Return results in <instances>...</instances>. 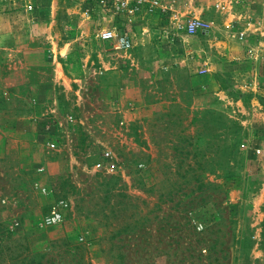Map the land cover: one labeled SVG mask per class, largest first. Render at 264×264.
<instances>
[{"label":"rangeland","instance_id":"374dc122","mask_svg":"<svg viewBox=\"0 0 264 264\" xmlns=\"http://www.w3.org/2000/svg\"><path fill=\"white\" fill-rule=\"evenodd\" d=\"M171 1L217 29L153 16L126 55L88 1L0 0V264H264V21Z\"/></svg>","mask_w":264,"mask_h":264},{"label":"built area","instance_id":"2783aa9c","mask_svg":"<svg viewBox=\"0 0 264 264\" xmlns=\"http://www.w3.org/2000/svg\"><path fill=\"white\" fill-rule=\"evenodd\" d=\"M90 2V10H98L101 19L108 22L103 25L99 22L100 29L97 32V39L101 43L110 45V49L123 52L126 55L135 45L136 33L134 27L142 25L148 27L149 20L153 16L170 14L172 19L177 21L178 29L187 32L189 35L210 34L217 27L212 21L201 18H193L181 21L176 6L171 0H84ZM32 9V7H30ZM227 36L234 41L244 42L248 35L245 30H225ZM264 156V149L258 151ZM109 171H116L120 168L119 160L111 151H106L102 162L98 164ZM68 203L60 199L54 202L49 212L43 218V225L54 226L64 221Z\"/></svg>","mask_w":264,"mask_h":264},{"label":"crops","instance_id":"0c3cea01","mask_svg":"<svg viewBox=\"0 0 264 264\" xmlns=\"http://www.w3.org/2000/svg\"><path fill=\"white\" fill-rule=\"evenodd\" d=\"M256 2H257V0H253V7H252L253 8L252 11H253V15H254V17H252L253 22L252 23L247 22L248 21L247 20L248 11H246L245 13L236 11L235 15H233V17H234L233 21H234L235 26H238L237 24H239V25L243 26V30H246L247 27L245 26V24H251L254 27V29H256V30L262 29V26H263L262 22L264 21V19L261 18L260 13L264 11V8H263L264 1L263 2L261 1V3L259 2L258 6L255 5ZM247 6H248V8H246ZM247 6L245 8L250 9V4ZM240 28H242V27H240Z\"/></svg>","mask_w":264,"mask_h":264}]
</instances>
